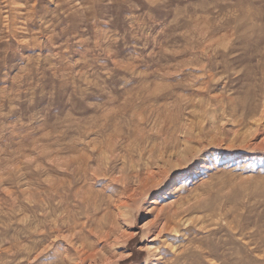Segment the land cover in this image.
Instances as JSON below:
<instances>
[{
    "label": "rangeland",
    "instance_id": "1",
    "mask_svg": "<svg viewBox=\"0 0 264 264\" xmlns=\"http://www.w3.org/2000/svg\"><path fill=\"white\" fill-rule=\"evenodd\" d=\"M262 112L264 0H0V264H264Z\"/></svg>",
    "mask_w": 264,
    "mask_h": 264
},
{
    "label": "bare ground",
    "instance_id": "2",
    "mask_svg": "<svg viewBox=\"0 0 264 264\" xmlns=\"http://www.w3.org/2000/svg\"><path fill=\"white\" fill-rule=\"evenodd\" d=\"M64 2V1H63ZM62 4V3H61ZM30 6V5H29ZM30 9V8H29ZM28 11V10H27ZM19 17V16H18ZM50 36V35H49ZM35 40V39H34ZM30 42V41H29ZM41 42V41H40ZM24 92V91H23ZM247 96V95H246ZM256 96V95H255ZM243 100V99H242ZM262 107V106H261ZM255 108V107H254ZM263 111V110H262ZM242 112V111H241ZM253 112V111H252ZM262 113H264V112H262ZM251 114V113H250ZM260 115V114H259ZM264 115V114H263ZM262 119V118H261ZM77 121V120H76ZM103 124H104V122H103ZM140 124V123H139ZM138 124V125H139ZM124 126V125H123ZM134 126V125H133ZM141 126H142V124H141ZM158 127V126H157ZM165 127V126H164ZM261 127H262V125H261ZM137 128V127H136ZM152 128V127H151ZM160 128V127H159ZM171 128V127H170ZM133 129H135V128H133ZM169 129V128H168ZM262 129V128H261ZM120 130V129H119ZM163 130V129H162ZM134 131V130H133ZM137 132H138V130H136ZM150 131V130H149ZM159 131H160V129H159ZM165 131V130H164ZM167 131V130H166ZM173 131H175V130H173ZM128 132H130L129 130H128ZM136 132V133H137ZM162 131H160V133H161ZM169 132H170V130H169ZM177 132V131H176ZM134 133V132H133ZM132 133V134H133ZM172 133V132H171ZM171 133H169V134H171ZM128 134V133H127ZM159 134V133H158ZM165 134H167V132L165 133ZM119 135V134H118ZM117 135V136H118ZM133 135H135V134H133ZM156 135V134H155ZM162 135H164V133L162 134ZM162 135H160L159 134V136H162ZM173 135V134H172ZM189 135V134H188ZM128 136H129V134H128ZM156 136H158V135H156ZM158 136V137H159ZM154 137V136H153ZM172 137V136H171ZM182 137V136H181ZM139 138V137H138ZM146 139V138H145ZM142 140V139H141ZM144 140V139H143ZM137 141V140H136ZM151 141V140H150ZM153 142H156V141H153ZM160 141H158V143H159ZM99 143V142H98ZM147 143V142H146ZM150 143H152V142H150ZM149 143V144H150ZM165 143H167V142H165ZM138 144V143H137ZM136 144V145H137ZM160 144V143H159ZM136 145H134L135 147H136ZM140 145V144H139ZM152 145H154V144H152ZM161 145V144H160ZM93 146V145H92ZM144 146V145H143ZM148 147V146H147ZM152 147H154V146H152ZM146 148V147H145ZM162 148V147H161ZM183 148V147H182ZM240 148V147H239ZM138 149V148H137ZM148 149H150V148H148ZM160 149V148H159ZM237 149V148H236ZM132 150V149H131ZM154 150V149H153ZM126 151V150H125ZM133 151V150H132ZM145 151V150H144ZM191 151V149L189 148V147H187V146H184V148H183V150H182V152H180V153H177V154H170V155H167L168 157H170L171 158V156H174V157H176V161H186V154L187 153H189ZM126 152H128V151H126ZM159 152V151H158ZM169 152V151H168ZM149 153V152H148ZM142 154V153H141ZM135 155V154H134ZM140 155V154H139ZM162 155H164V153H161L160 154V156L161 157H159V159H161V160H163V157H162ZM129 156V155H128ZM131 157V156H130ZM71 158V157H70ZM143 158V157H142ZM132 159H133V157H132ZM137 158H135V160H136ZM157 159V158H156ZM139 160V159H138ZM141 160V159H140ZM145 160V158H143V161ZM161 160H158V161H160V163H161ZM193 160V159H192ZM68 161V160H67ZM84 161V160H83ZM131 161V160H130ZM142 161V160H141ZM147 161H148V159H147ZM155 161V160H154ZM158 161H155V162H158ZM163 161H165V160H163ZM191 161V160H190ZM137 162V161H136ZM188 162V161H187ZM138 163V162H137ZM133 164V163H132ZM163 164V163H162ZM181 164V163H180ZM160 165V164H159ZM135 166V165H134ZM159 167V166H158ZM178 167H180V166H178ZM162 168V167H161ZM165 169V168H164ZM175 169V168H174ZM172 171V170H171ZM170 171V172H171ZM153 172V171H152ZM160 174L162 173V172H159ZM165 174V173H164ZM164 174H163V176H164ZM166 175V174H165ZM159 176V175H158ZM178 176V175H177ZM161 177V176H160ZM149 178V177H148ZM168 178V177H167ZM158 181H159V179H157ZM141 181V180H140ZM162 182V181H161ZM58 185V184H57ZM157 185V184H156ZM62 187V186H61ZM60 187V188H61ZM57 189V188H56ZM86 199V198H85ZM84 200V199H83ZM87 203V202H86ZM84 203H82L81 202V206H84L83 205ZM87 205V204H86ZM84 209V208H83ZM64 213V212H63ZM49 215V214H48ZM172 217V216H171ZM72 219V218H71ZM86 220H85V222H89L88 221V218H85ZM174 219V218H173ZM73 220H74V218H73ZM78 221V220H77ZM169 221H171V218L168 220V222ZM70 222V221H69ZM85 222L84 223H81V225H77L76 223L77 222H70V224L68 223V225H70V226H68V228L69 229H67V230H70V229H73L74 231L75 230H77V229H81L82 231H83V225H85ZM166 222V221H165ZM3 223V222H2ZM63 224V223H62ZM61 224V225H62ZM61 225H59L60 227H61ZM64 225V224H63ZM55 226V225H54ZM65 226V225H64ZM169 226H171V224H169V223H167L166 225H164V227L162 228L163 230H165V231H167L168 230V228H169ZM63 227V226H62ZM61 227V228H62ZM56 228H58V227H56ZM61 228H60V230H61ZM66 228V227H65ZM59 230V231H60ZM57 232V231H56ZM71 232V231H70ZM76 232V231H75ZM78 232V231H77ZM79 233V232H78ZM69 234V233H68ZM72 234H73V232H72ZM72 234H69V235H72ZM83 234V233H82ZM82 234H81V236H82ZM75 235V234H74ZM78 235V234H77ZM56 236V235H55ZM74 237V236H73ZM104 237V236H103ZM58 238V237H57ZM69 238V237H68ZM76 238V236L74 237V239ZM80 239V238H79ZM101 239V238H100ZM99 239V240H100ZM55 240V239H54ZM69 241V240H68ZM101 241V240H100ZM71 242V241H70ZM74 242V241H73ZM79 242V241H78ZM97 242V241H96ZM72 243V242H71ZM76 243V242H75ZM81 243V242H80ZM99 243V242H98ZM98 243H96V245L98 244ZM101 244V243H100ZM68 245V244H67ZM71 245V244H70ZM96 245H94V246H96ZM98 246V245H97ZM68 247V246H67ZM66 247V248H67ZM82 247V246H81ZM85 248H86V246H84ZM83 247V248H84ZM88 247V246H87ZM82 248V249H83ZM84 248V249H85ZM89 248H90V246H89ZM89 248H88V250H89ZM94 248H96V247H94ZM48 249V248H47ZM82 249H80V250H82ZM91 250V249H90ZM90 250L89 251H87V248H86V251L87 252H90ZM96 250H97V248H96ZM96 250H95V253H96ZM80 252V251H79ZM79 252H77V253H79ZM87 252H86V254H87ZM80 254H82V253H80ZM92 254V253H91ZM83 255V254H82ZM82 255H81V257H82ZM93 256H94V254H92ZM96 255V254H95ZM91 256V255H90ZM90 259V258H89Z\"/></svg>",
    "mask_w": 264,
    "mask_h": 264
}]
</instances>
